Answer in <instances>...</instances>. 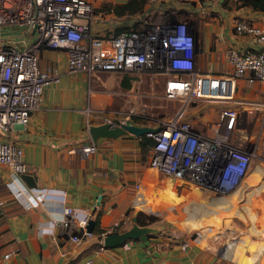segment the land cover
Returning <instances> with one entry per match:
<instances>
[{
	"label": "crops",
	"instance_id": "1",
	"mask_svg": "<svg viewBox=\"0 0 264 264\" xmlns=\"http://www.w3.org/2000/svg\"><path fill=\"white\" fill-rule=\"evenodd\" d=\"M89 1L95 8L92 28L100 32L135 26V23L145 20L157 22L151 20L150 12H155L161 17L160 20L170 15L184 18L190 14L189 18L198 31L195 39L196 68L204 74L230 73L232 67L226 58L233 46L261 48L249 38L238 36L234 23L239 18H246L264 26V11L239 6L237 0H147L142 10L121 16L104 9L105 5L123 4L128 0ZM5 31L7 28L0 29V33ZM43 51L50 61L60 63L58 70L63 73L60 81L45 87L42 106L32 112L27 126L16 125L7 135H0L1 139L15 142L23 148L26 173L34 175L37 182L36 187L29 186L22 177L16 178L9 165L0 163V202H3L0 204V264H232L227 260L237 264H264V254L259 256L254 253L250 256L243 252L244 245L249 249L259 248L258 243L248 236L244 239V245L236 246L237 234L232 231L229 245L221 247L217 243H224L226 238L222 240L217 232L210 235L217 227L213 223L222 217L218 212H237L238 195L232 196L235 207H230V202L229 205H221L222 200H217L214 205L218 209L215 211L206 207L203 212L182 215L180 222L192 218L191 224L202 229H198L195 238H191L187 227L154 222L147 226L159 229L153 232V236L150 234L156 252L140 239H130L104 249L96 247L101 243L98 230L108 231L115 221L121 225L114 231L132 227L136 204L143 205L149 201L142 189L156 179L154 169L149 164L151 149L143 156L140 137L132 133L100 137L94 143L88 127L99 124V121L92 120L90 123L84 112L92 78L89 81L85 72H67L64 51ZM99 73L103 72L94 76ZM144 73L133 76L139 80L159 75ZM160 76L165 78L164 75ZM123 81L120 80V86L130 90L132 81L129 88L123 85ZM236 89L242 93L236 101L243 104L239 106L240 111H246L248 119H253L254 114L258 113L255 103L261 98L262 83L244 77L238 80ZM115 93L111 89L99 94L91 91V104L112 105ZM200 107V104L192 106L188 117L197 128L203 129L206 124L200 119L208 120V115L199 119L196 113ZM83 143L96 144V153L87 158L75 150ZM255 178L258 179L259 174ZM176 183L177 179L170 177L161 185L160 195L188 198L189 191L183 194L175 191ZM137 184L140 185L139 189L136 188ZM193 187L197 188V194L203 196L198 187ZM239 191L241 196L243 189ZM38 192H43L42 198H38ZM63 196L67 204L78 210L79 217L88 214L95 219L100 212L94 232L84 236L80 244L72 241L58 222L62 217ZM202 219L207 220L205 224ZM174 226L179 229L175 230ZM185 242L187 247L184 248L182 244ZM259 243L264 247L262 242ZM8 253L10 255L6 257Z\"/></svg>",
	"mask_w": 264,
	"mask_h": 264
},
{
	"label": "built area",
	"instance_id": "2",
	"mask_svg": "<svg viewBox=\"0 0 264 264\" xmlns=\"http://www.w3.org/2000/svg\"><path fill=\"white\" fill-rule=\"evenodd\" d=\"M94 18V4L89 0H0V29L8 31L0 35V135H7L16 125L27 126L32 112L41 108L45 87L59 82L61 72L51 65L42 66L40 52L60 50L66 55L68 70L85 72L88 80L98 72L164 75V95L179 100L180 106L162 124L152 126L159 127L158 131L146 134L155 141L150 166L214 193L237 189L254 157V151L246 146L252 139L245 127L238 125L239 106L222 108L216 121L207 122L203 129L197 128L188 114L194 104L202 101L235 102L238 80L257 79L263 91L255 107L264 131V26L246 18L237 19L236 34L261 48L233 46L227 53L232 71L211 75L196 68L195 26L187 18L170 15L157 22L145 20L102 32L93 30ZM88 98L84 112L94 117H89L90 123L138 124L134 117L140 116L137 111L120 114L94 108L91 88ZM75 150L88 158L96 153L97 145L83 143ZM0 163L9 165L17 179L27 172L23 148L1 138ZM42 193L38 192V198L43 197ZM64 197L58 222L70 239L80 244L84 236L92 235L86 229L90 216L79 217L78 210ZM120 225L115 221L103 232L101 243L104 235ZM182 246L187 247V242Z\"/></svg>",
	"mask_w": 264,
	"mask_h": 264
},
{
	"label": "rangeland",
	"instance_id": "3",
	"mask_svg": "<svg viewBox=\"0 0 264 264\" xmlns=\"http://www.w3.org/2000/svg\"><path fill=\"white\" fill-rule=\"evenodd\" d=\"M150 13V16H152L151 20H160L161 17H159L155 12ZM191 22L193 21L191 20ZM7 32L8 31H5L0 35H6ZM44 52L45 51L43 50L40 52L41 65H44V67L51 65L59 69L58 64L60 63L50 61L49 58L44 56ZM66 70L67 72H70L67 67ZM61 74L63 73L61 72ZM140 74L145 75L146 73ZM126 77L130 78V82L132 81L133 86L130 90L122 88L119 84L120 80ZM148 77H142L138 80L135 76H128L126 74L116 72H103L99 73V75L96 77L92 76V82L91 84L89 83L88 86L89 89L91 88L92 93L99 94L103 93L105 90L107 91L110 89L111 91H114V93L116 92L114 95L115 100L112 105H104L103 103L95 105L93 103V107L103 109L107 113L120 114L128 113L132 109L140 113V116H134L136 117L135 121L138 124H145L149 126L162 124V121L164 119H167L174 114L176 109L180 106V101L176 99H168L164 95L165 78L163 76L151 75ZM241 94L242 93L240 92L238 93L237 89L235 90V102L211 103L202 101L201 103H199L201 107L200 110L196 113V116H198V118L200 119V117L207 114L208 120L200 119V121L205 122V124H207V122H214L216 121L218 113L222 110V108L226 106L237 107L243 105L236 102L237 99L241 98ZM86 106L87 102L84 108H86ZM193 106H198V104H194ZM89 115L88 117L92 119L94 118L91 113ZM258 115V113L254 114L253 119L250 120L251 126L245 127L252 139V142L246 144V146L247 148H250L252 149V151H254V157L247 172V176L237 187V189L226 194L214 193L206 189L209 192V196L211 199L222 200L221 205L226 203L228 204V202H230V205L228 204L230 207H235L234 203L232 202L233 199L225 197H235L238 195L236 199L237 212H234L232 214H228L226 212L223 213L222 211L218 212V215H221L222 217L219 221H217L218 224L216 222L213 223L217 227L214 228L210 235L217 232V234L221 236L222 240L226 238L224 240V243H217V245H220L221 247H227L229 245L228 242L229 240H231V238L229 237L233 236V233H231L232 231H236L237 234L238 241L236 242V246L244 245V239L246 238V236H248L251 241L258 243L259 245V248L252 249H249L244 245V248L242 249L243 252L250 256L254 255V253H258L259 256H262L264 254V247H261L259 243L262 242V245L264 246V131H261ZM153 169L156 179L153 182H148L144 186L142 191L143 193H145L146 197L149 198L151 203L157 202L158 207L151 209L150 207L142 205V203H137L135 209H137L138 213L142 211L146 214L157 215L159 217V220L156 222L169 223V225L172 226L179 225L180 227L184 228L187 227L191 238H195L200 227L198 226L199 228H197L193 224H191L192 220L194 219L190 218L188 221L186 218L184 219V222H180L179 218L182 217V215L189 216V214L196 213L197 211L200 212L206 207H210V211H215V209H218V206L214 204L212 206H210V204L207 205V202L205 200H201L200 198L193 196V193L197 190V188L193 186L199 185L191 184L190 182H182L180 180H177L175 191L178 194H183L186 191L190 192L188 198L184 196H178L174 198L175 200L180 199L184 201L182 205L179 206V204H171L170 201L160 199L158 190L162 187L161 185L166 180L170 179V177L158 172L155 168ZM256 174H259L258 179L255 178ZM240 189H243V194L241 196H239V194L241 193V191H239ZM198 190H200V192L204 191V189H201V187ZM214 220H217V218ZM206 221L207 220L202 219V222L204 224ZM174 229L176 230L179 228L174 226ZM252 237L255 238V240H253ZM221 250L223 251V248H221ZM226 250L227 248L225 249V251ZM227 262L237 264L236 262H233L231 260H227Z\"/></svg>",
	"mask_w": 264,
	"mask_h": 264
},
{
	"label": "water",
	"instance_id": "4",
	"mask_svg": "<svg viewBox=\"0 0 264 264\" xmlns=\"http://www.w3.org/2000/svg\"><path fill=\"white\" fill-rule=\"evenodd\" d=\"M159 127H152L149 125H139L134 123H125L122 125H112L110 122H103L99 124H91L88 127V131L94 143L98 142L100 137H119L121 135L132 133L138 137L147 134L149 132L158 131ZM22 179L32 187L37 186L34 175L30 173H22ZM133 218L134 224L132 227L124 231H114L103 236V244L105 247H113L121 245L130 239H140L142 240L150 250L155 251V247L151 244L150 234L159 229L151 226L140 225L137 222V214ZM96 225V220L90 218L86 226L88 232L93 233Z\"/></svg>",
	"mask_w": 264,
	"mask_h": 264
},
{
	"label": "trees",
	"instance_id": "5",
	"mask_svg": "<svg viewBox=\"0 0 264 264\" xmlns=\"http://www.w3.org/2000/svg\"><path fill=\"white\" fill-rule=\"evenodd\" d=\"M147 0H128V2L123 3V4H107L105 5L106 10H110V11H114L118 16L124 15V14H132L135 13L136 11L142 10L144 5L146 4ZM239 3V6H248L251 7L254 10H259V11H264V0H237ZM190 14H188V16H184V18H187L189 20H191ZM198 37V31L195 30V39H197ZM133 76V75H130ZM123 85L126 87H131L130 84V78L126 77L123 79ZM238 125L240 127H250L251 126V121L248 119L247 117V112L246 111H240L239 114V121H238ZM140 142H141V146H142V154L143 156L146 155V153H148V151L151 149V147L154 144V139L153 137H150L146 134L140 136ZM159 194H161V189L158 190ZM202 195L197 194L196 192H194L193 196L200 198L201 200H205L207 202V204H214L218 199H211L209 196V192L207 190H204L201 192ZM163 196V197H162ZM168 198V199H166ZM225 198H232V197H225ZM160 199H165L167 201H170L171 204H180L182 205V203L184 201L181 200H175L174 198H170L167 195H160ZM220 200V199H219ZM157 202L151 203L150 200L144 202V206L150 207L151 209L152 206H156ZM189 206V205H188ZM156 208V207H155ZM99 216H100V212H98V214L96 215V223L99 222ZM159 220V217L155 214H146L145 212H139L137 214V222L140 225H144L147 226L149 224H152L156 221ZM98 230V229H97ZM99 233H101V237L100 239H102V233L104 232V230H98ZM77 233L82 234L81 231H78ZM152 236L154 235L153 233L151 234ZM103 244L102 243H98L96 245V247H101Z\"/></svg>",
	"mask_w": 264,
	"mask_h": 264
},
{
	"label": "bare ground",
	"instance_id": "6",
	"mask_svg": "<svg viewBox=\"0 0 264 264\" xmlns=\"http://www.w3.org/2000/svg\"><path fill=\"white\" fill-rule=\"evenodd\" d=\"M172 178V177H171ZM175 179V178H174ZM178 180V179H177ZM196 187H198V188H200V186H196ZM202 189V188H201ZM204 189V188H203ZM204 190H206V189H204Z\"/></svg>",
	"mask_w": 264,
	"mask_h": 264
}]
</instances>
